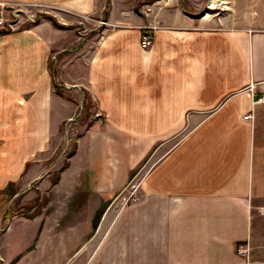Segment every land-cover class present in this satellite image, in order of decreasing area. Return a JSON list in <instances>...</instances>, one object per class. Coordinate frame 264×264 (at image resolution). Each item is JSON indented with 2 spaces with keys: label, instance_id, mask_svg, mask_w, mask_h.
<instances>
[{
  "label": "crops",
  "instance_id": "1",
  "mask_svg": "<svg viewBox=\"0 0 264 264\" xmlns=\"http://www.w3.org/2000/svg\"><path fill=\"white\" fill-rule=\"evenodd\" d=\"M17 1L55 12L0 28V215L8 185L9 206L32 201L0 227V264H264V0Z\"/></svg>",
  "mask_w": 264,
  "mask_h": 264
},
{
  "label": "rangeland",
  "instance_id": "2",
  "mask_svg": "<svg viewBox=\"0 0 264 264\" xmlns=\"http://www.w3.org/2000/svg\"><path fill=\"white\" fill-rule=\"evenodd\" d=\"M0 3H4L5 4L4 7L6 9L5 14L7 18V26L4 28V30L13 31L17 29V27L22 28L24 26L32 25L31 24L32 22H30L23 13L14 15V11H16V9L25 10L29 14V16H31V18L34 20L35 23L40 22L42 19H45L48 16H53L55 12V9L53 7L42 4L27 5L17 0H0ZM58 11H59V7L57 6V12ZM79 26L82 27L81 24H79ZM56 92H58L57 87H56ZM85 105L89 107L88 111L91 114L92 103H90L88 97L85 96V101L81 102V110L77 114L75 122L65 125L64 127L63 148L60 149V152L58 151V153H60V155L57 158L59 159V161L57 162V167L55 168V173L57 174L60 173L63 170V168L66 167L70 154L73 148L76 147V143L82 129L84 128L85 124H87L91 119L90 116L85 117L86 115L84 114L83 111ZM151 160L152 157L148 156L147 159L143 161L141 166L138 167L137 170L132 174L131 181L125 193L121 195L117 200H115V202L120 201L119 202L120 204H129L132 201L133 193L138 188V185L143 175L147 172ZM14 192H15V188L13 187V185H8L7 189L3 193V201H4L3 204L7 205V210L2 215V217L0 215V227H2L1 229H3L4 226H6L8 222V217H12L13 215L15 216L16 214L25 213L26 212L25 208L31 207L32 201H30L29 204H26V202H22L20 200L15 201L12 205L9 206L7 203L10 201L11 199L10 196L13 195ZM35 200H36L35 202L40 201L39 198H36ZM254 212H255V221H257L254 234L257 237H260L261 240H264V207H260V205L255 204ZM241 249L244 251L245 255L248 254L250 251L248 247Z\"/></svg>",
  "mask_w": 264,
  "mask_h": 264
},
{
  "label": "built area",
  "instance_id": "3",
  "mask_svg": "<svg viewBox=\"0 0 264 264\" xmlns=\"http://www.w3.org/2000/svg\"><path fill=\"white\" fill-rule=\"evenodd\" d=\"M169 1V0H167ZM5 4L0 3V28L4 29L7 26V18H6V9H5ZM10 25V24H8ZM159 27L157 25H147L144 26L142 36H141V48L143 50H148L153 46V41H154V33ZM69 88V87H67ZM253 105H264V96L258 97L255 99L253 102ZM75 119H71L70 121L67 122L66 125L75 122ZM244 120L249 121V120H254V114L250 113L244 116ZM248 251V250H247ZM242 254H245L242 249L239 250Z\"/></svg>",
  "mask_w": 264,
  "mask_h": 264
},
{
  "label": "trees",
  "instance_id": "4",
  "mask_svg": "<svg viewBox=\"0 0 264 264\" xmlns=\"http://www.w3.org/2000/svg\"><path fill=\"white\" fill-rule=\"evenodd\" d=\"M152 1H154V0H146L147 3H148V2L150 3V2H152ZM57 90H58L59 93H61V87H60L59 85H57ZM88 110H89V107H88L87 105H85V106H84V109H83L84 114L86 115L85 117H89V116H90V113H89ZM84 114H83V115H84ZM75 150H76V147L73 148V150H72L70 156L75 152ZM110 204H111V201H109V202H105V203L102 204V206H101L100 210L98 211V213H97V215H96V217H95V220H94V230H96V228H97V226H98V224H99V222H100V220H101V218H102V216H103L105 210L107 209V207H108Z\"/></svg>",
  "mask_w": 264,
  "mask_h": 264
},
{
  "label": "water",
  "instance_id": "5",
  "mask_svg": "<svg viewBox=\"0 0 264 264\" xmlns=\"http://www.w3.org/2000/svg\"><path fill=\"white\" fill-rule=\"evenodd\" d=\"M19 13H23L30 22L34 23V20L31 18V16H29V14L25 10L16 9V11H14V15L19 14Z\"/></svg>",
  "mask_w": 264,
  "mask_h": 264
},
{
  "label": "bare ground",
  "instance_id": "6",
  "mask_svg": "<svg viewBox=\"0 0 264 264\" xmlns=\"http://www.w3.org/2000/svg\"><path fill=\"white\" fill-rule=\"evenodd\" d=\"M212 8H214V7H212Z\"/></svg>",
  "mask_w": 264,
  "mask_h": 264
}]
</instances>
